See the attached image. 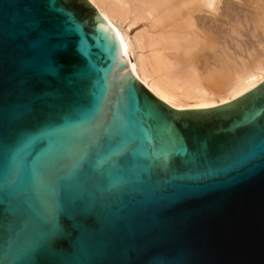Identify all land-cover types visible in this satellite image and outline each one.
Listing matches in <instances>:
<instances>
[{
	"label": "water",
	"instance_id": "water-1",
	"mask_svg": "<svg viewBox=\"0 0 264 264\" xmlns=\"http://www.w3.org/2000/svg\"><path fill=\"white\" fill-rule=\"evenodd\" d=\"M87 0H0V264H264V82L176 109Z\"/></svg>",
	"mask_w": 264,
	"mask_h": 264
},
{
	"label": "bare ground",
	"instance_id": "bare-ground-1",
	"mask_svg": "<svg viewBox=\"0 0 264 264\" xmlns=\"http://www.w3.org/2000/svg\"><path fill=\"white\" fill-rule=\"evenodd\" d=\"M87 1L120 33L135 76L176 109L215 107L264 82V53L245 47L238 26L227 29L225 0ZM255 22L264 27V16ZM258 41L264 50V29Z\"/></svg>",
	"mask_w": 264,
	"mask_h": 264
},
{
	"label": "rangeland",
	"instance_id": "rangeland-1",
	"mask_svg": "<svg viewBox=\"0 0 264 264\" xmlns=\"http://www.w3.org/2000/svg\"><path fill=\"white\" fill-rule=\"evenodd\" d=\"M225 4V10L227 13L224 18L226 21L225 25L227 26V29H230L228 27L233 26L234 28V26H238L237 28L243 34L237 36L242 42L244 41L243 44L245 45V47L253 49V52L255 51L254 53H264L263 46H261L258 41L260 36L263 35V22H261L260 25L259 23L257 24L255 22L257 18L259 19L260 17L264 16V0H225ZM228 20H230V23L228 22ZM261 25L263 28L261 27ZM139 29H141V26L133 28L131 34L133 35L135 32L139 31ZM241 37L244 40L241 39ZM243 55L247 58L249 57V54L244 51Z\"/></svg>",
	"mask_w": 264,
	"mask_h": 264
}]
</instances>
